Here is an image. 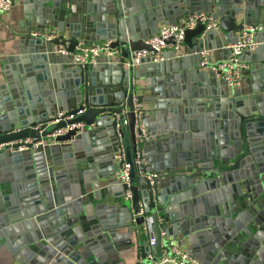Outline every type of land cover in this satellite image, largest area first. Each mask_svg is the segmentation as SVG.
<instances>
[{
	"label": "water",
	"instance_id": "water-1",
	"mask_svg": "<svg viewBox=\"0 0 264 264\" xmlns=\"http://www.w3.org/2000/svg\"><path fill=\"white\" fill-rule=\"evenodd\" d=\"M136 3L140 16L130 0H23L29 28L9 59L11 72L0 77V144L14 143L0 147V248L40 264H119L105 262L100 248L113 252L118 229L126 228L139 249L136 264H154L174 247L177 231L203 264H264V0ZM201 13L218 21L224 42L210 44L218 31L197 22L185 31L184 55L170 50L157 63L150 56L138 67L125 65L136 51L155 54L147 40L159 23L177 25ZM246 25L263 26L254 33L263 44L242 53L251 62L242 70L251 76L247 92L228 87L204 55L212 49L228 58L224 45L236 43ZM51 31L56 36L46 39ZM79 41H110L117 56L75 65ZM145 90L149 98L139 93ZM175 90L183 108L172 100ZM152 99L150 116L143 104ZM193 103L198 108L187 109ZM166 105L178 109L158 118ZM59 111L75 116L53 122ZM136 121L148 139L136 141ZM77 122L83 126L55 133ZM160 134L166 136L159 142ZM117 152L130 166L128 185L111 180L122 163ZM12 165L24 172L16 201L14 180L4 175Z\"/></svg>",
	"mask_w": 264,
	"mask_h": 264
},
{
	"label": "built area",
	"instance_id": "built-area-1",
	"mask_svg": "<svg viewBox=\"0 0 264 264\" xmlns=\"http://www.w3.org/2000/svg\"><path fill=\"white\" fill-rule=\"evenodd\" d=\"M13 0H0V14L7 12L12 7ZM197 22H201L204 24L205 31L209 30H216L219 31V23L216 20H213L210 16L205 15L203 13L199 15H191L183 22L174 25V24H162L156 33H154L151 38L147 40V44L151 46V48L155 51V54L149 53L145 50L136 51L132 54L129 61H126L125 65L127 67H137L141 64L143 59L151 56V61L153 63H157L163 59L162 52L169 48L172 50L176 57L184 55L183 52V45H184V37L185 31L189 29H193ZM263 26L257 25H246L243 29L239 32V37L236 43L230 44L226 46L227 49L230 50V55L228 58L224 60H219L216 63H213L210 68L213 73L217 77H222L226 82L227 86L230 88H235L238 86L241 77H242V70L247 69L246 64L240 61L241 54L245 51H252L258 46L257 41L254 39V33L257 30L262 29ZM46 39L53 38L56 36L55 31L46 32L43 35ZM171 39V43H167V40ZM59 52L62 54H66L64 49H59ZM205 55V54H204ZM117 56V50L110 46V41H99V42H82L79 41L74 46V52L72 54V62L75 65H83V64H91L96 65L99 61L103 58H107L109 61L114 60ZM205 61H202L204 64ZM135 110L138 108V104L136 102V98L133 99ZM83 109L78 110L75 114H81ZM75 114H66L64 111H59L55 115L53 122H58L61 119H72ZM126 124V121L124 120ZM82 122H77L67 126L64 129H59L56 131V134H62L66 130H70L74 127H82ZM139 131V132H138ZM135 138L136 141H142L148 139V134L144 128V125L141 121H136L135 124ZM19 142V141H18ZM24 142H27L25 140ZM9 143H2L0 147L7 145ZM18 151L23 150V147H18ZM115 158L122 163L116 173V180L119 183H125L128 185L129 183V164L123 160V154L117 152L115 154ZM141 162V157L139 154L136 155L134 158V163L139 164ZM124 199L126 201L131 200V192L129 189L125 190ZM149 244H154V239L149 238ZM165 262H172L174 264H203L198 260L191 257L184 251H181L178 248H171L169 250H162V256L158 259L154 264H162Z\"/></svg>",
	"mask_w": 264,
	"mask_h": 264
},
{
	"label": "crops",
	"instance_id": "crops-1",
	"mask_svg": "<svg viewBox=\"0 0 264 264\" xmlns=\"http://www.w3.org/2000/svg\"><path fill=\"white\" fill-rule=\"evenodd\" d=\"M144 0H130V4L133 3V6H131L130 9H134L137 12L136 16H140V13L137 11V5L139 3H142ZM49 5V3L47 4V6ZM23 0H14V4H12V7L9 11L1 13L0 14V77L3 74V71H9L11 72V66H10V62L9 59L12 56H15V54H17V48H18V44L21 40H23V38L25 37V34H23V32L29 28V25L26 21V19L24 18V10H23ZM184 20H181V22H183ZM165 24L164 22H161L158 24V28L162 25ZM51 29L49 27L46 28V30ZM31 31L33 32L34 30L31 29ZM157 32V31H156ZM155 32V33H156ZM239 36V33H238ZM224 34L219 30L217 35L212 36L211 40H210V44L211 43H217L219 40H221L222 42H224ZM254 39L257 41L258 45L259 44H263L259 41V39H257L254 36ZM99 42V41H98ZM230 44L224 45V48H226V46H228ZM185 46L183 45V50H184ZM184 52V51H183ZM170 53V49L166 48L162 54H168ZM204 54H208L211 57V61L213 63L218 62L219 60L223 59L226 57V53L225 52H221V53H216L215 50H208L205 51ZM245 54H241L240 56V61L243 62L244 64H246L247 69L249 68V66L251 65L250 61H247L245 59ZM59 59L61 61H65L66 60V55H59L58 56ZM59 65V64H58ZM145 65V64H144ZM138 67V66H137ZM141 67V66H139ZM144 67V66H142ZM143 72V69L141 70ZM186 73H188V71L186 70H182L180 71V74L182 75V79H186ZM251 76H243L241 77V80L238 84L237 87L235 88H242L245 92H247V86H249V83L251 84V81L249 82L248 80H250ZM145 78H143L144 80ZM99 80V79H98ZM147 80V79H146ZM66 81V80H64ZM189 81V79H188ZM186 81V82H188ZM248 81V82H247ZM3 82V81H0ZM99 82V81H98ZM140 84L142 83V79L139 82ZM96 84H98L96 82ZM147 85V83L141 84L142 86ZM196 86L200 87L201 84L200 82H196ZM215 87V86H214ZM184 88L181 87V85L178 86V94L182 95V91ZM191 91H193L192 85L189 84V93L191 94ZM140 94H142L143 96H145L146 98H149L152 94L151 91L145 90L142 92H139ZM174 98L172 99L173 102L178 103V105H180V107H184L180 102L182 101L183 97L182 96H177L176 90L174 91ZM194 98H187L188 101H193ZM185 100V99H184ZM209 100V99H208ZM154 100L152 99L151 102H146L143 104V107L146 109L150 110V113H148V115L153 116L152 113V108L154 105ZM206 110L210 111L212 109L211 106H209L208 102L206 103ZM174 108L178 109V106L176 105H166L163 110L162 113H158V118H164L166 116H168V114L173 113ZM198 105L197 103H193L187 105V109L193 111L194 109H197ZM168 118V117H167ZM153 124H155L154 122H149V125L152 126ZM167 126V125H166ZM157 129H162L163 125L161 126H157ZM170 128H167L165 130L169 131ZM150 136V134H149ZM166 135L164 134H160L159 137L155 140H158L159 142L161 141L162 138H164ZM150 139L153 138L152 136L149 137ZM27 140V142L30 141V139H25ZM24 140V141H25ZM9 144H14L13 142H9ZM167 144V143H166ZM154 152V150H153ZM60 162V161H59ZM62 163V161H61ZM50 164V163H49ZM63 166L58 165V167L55 168V170L57 169H62ZM106 172H109L111 170V167H105ZM117 173V172H116ZM116 173H114V176L111 177V180L116 179ZM4 175L5 177H7V179L10 180H14V184L16 185V194H15V198L12 199L11 201H16L19 200L18 195H19V190H21L23 188V178H24V172L22 169V165L21 167H19L18 165H12L9 166L5 171H4ZM70 175L68 174L63 176L64 181H69ZM6 179V180H7ZM8 190L4 191V193H7ZM24 192L22 193V195L24 196ZM117 241L114 243V251L113 252H107L104 247L101 246L100 248V253H101V258H103V260L105 262H110V260H112L113 262H116L118 260H120L119 264H136L137 263V253L139 251L136 242H135V237L134 234L131 236H126V228H119L117 231ZM120 236V238H119ZM1 242L3 243L4 240H1ZM180 242L182 245L178 246L177 243ZM10 246H12L13 243H11L10 241ZM173 246L172 248H178L181 251L186 252L187 254H189L192 257V254L190 253V246L188 244V240L186 238H181L176 231V236H175V241L172 242ZM98 245L100 246L99 242ZM14 254H11L8 249L4 246H2L0 248V264H40V260L37 259V257H31V256H25L22 251H15L13 252ZM195 259V258H194Z\"/></svg>",
	"mask_w": 264,
	"mask_h": 264
}]
</instances>
